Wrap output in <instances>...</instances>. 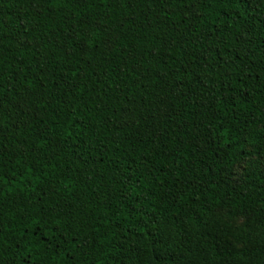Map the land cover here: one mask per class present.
<instances>
[{
  "label": "trees",
  "instance_id": "obj_1",
  "mask_svg": "<svg viewBox=\"0 0 264 264\" xmlns=\"http://www.w3.org/2000/svg\"><path fill=\"white\" fill-rule=\"evenodd\" d=\"M0 264H264V0H0Z\"/></svg>",
  "mask_w": 264,
  "mask_h": 264
}]
</instances>
